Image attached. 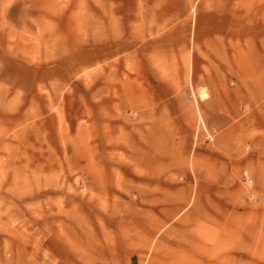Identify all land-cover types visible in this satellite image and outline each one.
Segmentation results:
<instances>
[{
  "label": "rangeland",
  "instance_id": "1",
  "mask_svg": "<svg viewBox=\"0 0 264 264\" xmlns=\"http://www.w3.org/2000/svg\"><path fill=\"white\" fill-rule=\"evenodd\" d=\"M0 264H264V0H0Z\"/></svg>",
  "mask_w": 264,
  "mask_h": 264
},
{
  "label": "crops",
  "instance_id": "2",
  "mask_svg": "<svg viewBox=\"0 0 264 264\" xmlns=\"http://www.w3.org/2000/svg\"><path fill=\"white\" fill-rule=\"evenodd\" d=\"M137 79V77H135V80ZM167 80H172L171 78H167ZM168 89H170L171 91H173V93L175 92L174 90H175V88L174 87H171V88H168ZM138 91H141V89H139L138 87H136L135 86V88L133 89V93L136 95V94H138ZM174 94H176V93H174Z\"/></svg>",
  "mask_w": 264,
  "mask_h": 264
}]
</instances>
